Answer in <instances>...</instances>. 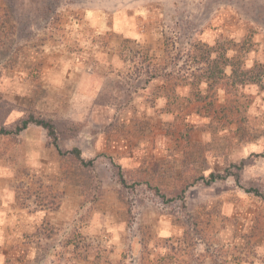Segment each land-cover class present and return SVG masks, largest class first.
I'll return each mask as SVG.
<instances>
[{
	"label": "rangeland",
	"instance_id": "374dc122",
	"mask_svg": "<svg viewBox=\"0 0 264 264\" xmlns=\"http://www.w3.org/2000/svg\"><path fill=\"white\" fill-rule=\"evenodd\" d=\"M8 2L0 129L54 119L61 151L35 123L0 134V264H264V198L246 192L264 190V88L229 98L194 60L196 42H228L262 63L264 0ZM192 158L240 182L176 197Z\"/></svg>",
	"mask_w": 264,
	"mask_h": 264
},
{
	"label": "trees",
	"instance_id": "16d2710c",
	"mask_svg": "<svg viewBox=\"0 0 264 264\" xmlns=\"http://www.w3.org/2000/svg\"><path fill=\"white\" fill-rule=\"evenodd\" d=\"M16 25L13 10L8 0H0V49L6 47L14 38L17 32ZM194 51V60L200 70L199 75L203 78L199 83H206L209 89L213 87H223L226 92H228L230 98L233 91L248 84H255L264 88V61L254 64L251 67L246 66L238 55L235 44L228 42L210 44L208 42L199 41L194 44ZM230 51H233V54H230ZM227 68H230L229 73H227ZM32 123L45 128L54 146L60 150V131L54 119L30 115L23 118L13 129L1 128L0 134H19ZM240 139H242V136ZM211 144L212 142L203 144L201 148L206 149H202V152L198 154V156L201 157L204 150H214L216 153H220L218 146H213ZM70 153L81 160L82 164L90 165L94 163V160L85 162L79 148H74ZM196 159L192 158V160L189 161V165L185 169L186 171L183 170L185 171L184 173H182L183 171L176 173L178 184L173 186L174 196H183L189 187L198 183L211 185L218 181L227 180L230 177H234L235 181L238 183L240 182V176L231 170V168H226L223 172L211 171L209 174H206L204 169L199 166V161ZM244 161L245 160H242V162L238 165L236 164V166L243 169L245 167ZM144 172L147 175L145 182L150 187L154 188L157 193H161L162 196H165V193L161 191V184L158 181H156L157 184H153L155 179L153 181L152 171L145 169ZM155 173H158L157 169ZM246 192L264 198V190L259 188H246Z\"/></svg>",
	"mask_w": 264,
	"mask_h": 264
}]
</instances>
